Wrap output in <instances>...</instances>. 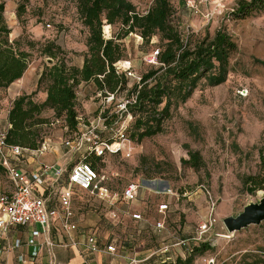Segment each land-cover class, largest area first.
I'll use <instances>...</instances> for the list:
<instances>
[{
	"label": "rangeland",
	"instance_id": "374dc122",
	"mask_svg": "<svg viewBox=\"0 0 264 264\" xmlns=\"http://www.w3.org/2000/svg\"><path fill=\"white\" fill-rule=\"evenodd\" d=\"M75 1L0 0L3 20L10 30L9 40L19 38L24 50L27 49L25 42L35 44L27 67V70L32 69L33 76L42 63H47L36 51L46 42L52 41L60 47L67 64L80 62L86 30L76 18ZM128 1L140 13L151 3V0ZM238 1L242 0H169L172 20L183 37H212L223 30L236 48L228 57V72L223 83L213 87L200 83L185 102L171 106L159 134L136 142L125 132L129 157L123 153L105 156L99 175L104 176L111 191L119 195L130 183L138 186L136 202L128 206L129 212L134 210L140 215L139 222H129L126 210H122L124 213L118 223L109 221L113 207L76 193L75 208L78 213L88 214L90 226L97 230L104 228L118 239L131 236L132 244L124 246L123 251L130 252L133 248L138 259L145 257L141 262L150 256H167L174 260L180 253L184 254L185 247L197 244L191 238L206 217L208 202L212 200L216 223L202 236L211 249L195 256L191 264H252L253 260L264 264V220L234 233H227L222 225L223 218L236 216L244 206L257 203L264 195L263 191L248 194L242 186L244 176L257 173L258 152L264 151V68L257 63L264 61V10L234 19L229 13ZM115 31V26L109 27L107 32L103 31L104 36ZM120 43L123 46L121 61L129 63L134 76L129 78V87L154 66L147 59L151 52L158 50L157 36L130 34ZM2 96L0 91V124L5 109ZM40 98L37 93L35 99L40 101ZM76 98L78 130H82L87 121L93 122L111 102L98 99L92 89L84 94L77 88ZM123 100L124 93H121L111 104L114 106L110 112L116 114L112 131L123 123L118 111ZM86 108L87 112L82 114ZM46 116L50 117L48 113ZM128 124L129 121L125 122V128ZM45 133V138L54 140L62 148L64 140L71 137L60 123L46 128ZM101 136L107 137V131H102ZM63 152L73 162L78 161L77 153ZM189 153L199 158L196 168L183 162ZM0 176L4 175L0 173ZM163 190L171 193L169 199L164 198L169 202L170 211L161 218L162 227L155 229L154 206L163 197L162 193L155 192ZM114 219L116 217L111 220Z\"/></svg>",
	"mask_w": 264,
	"mask_h": 264
},
{
	"label": "trees",
	"instance_id": "16d2710c",
	"mask_svg": "<svg viewBox=\"0 0 264 264\" xmlns=\"http://www.w3.org/2000/svg\"><path fill=\"white\" fill-rule=\"evenodd\" d=\"M263 10L264 0H242L229 15L239 19ZM2 12L3 4L0 2V91L3 92L27 69L35 44L25 42L27 49L24 50L19 38L9 40L10 30ZM75 12L86 30L81 64H67L60 47L52 41L39 45L36 49L38 55L49 59L50 63H42L34 90L14 97L7 110L4 142L21 148V153L38 149L45 140L46 128L58 123L71 134L67 139L77 135L76 90L80 84H90L93 95L98 99L112 97L109 107L99 114L104 126L116 120V114L110 109L118 95L124 93V100L131 98L132 101L125 105L130 116L125 132L139 142L159 134L169 108L185 102L200 83L213 87L225 81L228 57L235 51V43L223 30H218L212 37H183L172 20L173 9L169 0H151L141 13L128 0H76ZM113 26L116 31L104 36V32ZM130 34L157 36L158 50L156 65L127 87L129 78L115 71L114 64L123 60L120 40ZM257 63L264 68V61ZM37 93L44 95L43 100L35 99ZM48 112L50 117L46 116ZM97 138L99 141H111L109 134L103 137L98 133ZM116 154L118 152L108 155ZM77 155L78 161L89 165L99 175L105 156L96 157L83 151ZM183 162L196 168L199 158L197 154L189 153ZM242 186L248 194L264 192V151L258 152L257 173L244 176ZM210 249L208 242H197L185 247L183 257L178 255L170 260L167 256H150L141 264H191L195 256ZM252 264L262 262L253 260Z\"/></svg>",
	"mask_w": 264,
	"mask_h": 264
},
{
	"label": "built area",
	"instance_id": "2783aa9c",
	"mask_svg": "<svg viewBox=\"0 0 264 264\" xmlns=\"http://www.w3.org/2000/svg\"><path fill=\"white\" fill-rule=\"evenodd\" d=\"M157 51L150 53L147 62L151 65L156 64ZM114 69L117 72H122L125 77L133 78L130 70V65L127 61H118L114 64ZM139 78H136L138 81ZM111 96L104 99L111 100ZM132 101V99L123 100L119 106V116L123 118V123L118 126L115 131H112V122L109 126L103 125V120L99 114L95 117L93 122L87 121V125L82 130H78L77 135L72 139L64 140L63 146L67 148L70 154H80L89 152L96 157L103 158L108 154L123 153L125 157H129L130 148L129 140L125 134V122L130 121V116L126 112L125 105ZM123 116V117H122ZM102 131H107L111 141L106 142L98 140L97 134ZM6 129L0 127V166L4 169L7 179L11 185V193L8 195H0V238L9 226L15 225H32L39 229H32L26 239L27 246H35V239L42 233H46L50 221L54 218L59 222V228L62 232L68 233L74 230L75 225L70 221V199L72 189L75 187L80 191L87 192L99 199L105 200L109 205H113L117 201L115 194H110V191L102 185L104 181L103 175H98L87 164L69 160L67 163L68 170L66 172L65 185L56 188L55 183L58 178L65 171L64 169H55L51 166L41 165L40 171L26 175L18 169L10 166L7 154L17 157L22 152V149L17 146H8L5 144ZM45 150L44 142L33 153L40 155ZM51 173V178L48 174ZM44 190L47 193L44 195ZM138 186L130 183L121 191L120 198L125 202H130L136 198ZM157 195H169V190L162 192H155ZM56 198L57 208H48V198ZM209 208L206 217L197 226L195 236L191 238L194 242H203L202 236L207 233L212 226L215 225L216 219L214 217L215 204L212 200L208 202ZM167 210L166 203H160L156 207L159 214H164ZM115 213L111 214V218H115ZM131 219L137 220V214H131ZM162 227L161 222L154 224L155 229ZM44 245L52 247L49 240L44 241ZM84 250L89 252L97 251L95 238L93 235L85 238L82 243ZM105 251L113 253V247L108 245ZM35 251L32 255H35ZM141 262L135 259H129L127 264H140Z\"/></svg>",
	"mask_w": 264,
	"mask_h": 264
},
{
	"label": "crops",
	"instance_id": "0c3cea01",
	"mask_svg": "<svg viewBox=\"0 0 264 264\" xmlns=\"http://www.w3.org/2000/svg\"><path fill=\"white\" fill-rule=\"evenodd\" d=\"M133 5V4H132ZM134 6V5H133ZM80 51L84 50L83 46H81ZM81 60L78 64L80 65ZM40 71V70H39ZM38 71V73H39ZM38 73L33 76L32 69H26L22 76L11 83L2 94V103L4 104V112L2 122L0 124L1 128L7 127L6 122V113L9 108V105L14 97L17 95L24 93L29 94L34 90L35 82L38 76ZM81 89V93L88 94V91L91 89L90 84H80L78 86ZM40 94V101L43 100L44 95ZM84 100V99H83ZM87 112V108L82 112L85 114ZM48 115H51L48 112ZM45 150L42 154L37 155L32 151L23 152L19 156L14 157L11 154H7L8 162L10 166L18 169L19 171L29 175L31 173L39 172L40 166L47 165L51 166L55 169H64L65 171L62 175L58 178L57 182L55 183L56 188L65 185L66 181V172L68 170L67 163L71 158H67L64 154V150L67 148L57 145L56 142L49 138H45L44 140ZM0 173L4 176H0V195H8L11 193V185L7 179L6 173L4 169L0 166ZM51 178V173L48 174ZM102 185L106 187L110 194H115L117 196V201L113 205H109L105 200H101L95 196L88 194L87 192L80 191L77 188H73L71 192V199H70V221L75 225L74 230L64 233L59 228V222L56 219H52L48 225V230L44 234H40L35 239V246H27L25 244L27 237L32 229H39L37 226L32 225H15L9 226L6 231L4 232L3 236L0 238V264H127L129 259H135L138 261H142V259H138V255L134 252L133 248H131L130 252H124V246H130L131 236H124L123 239H118L112 236V234L104 229L101 228L99 230L94 229L90 226V220L87 213H78L75 208V199L76 193L82 194L83 196H87L89 198L97 199L100 202L107 203L109 207H113L111 213H115L116 219L111 220L113 218H107L109 221H116L118 223L119 218L124 213L122 210L128 211L127 219L129 222H139L140 215L136 213L134 210L129 212V204L136 202L138 197V191L136 198L130 202H125L120 198L119 195L110 190L107 186L106 182H102ZM47 193V190H44V195ZM162 200L155 204L154 212L157 216L156 222H162L161 218L164 217L165 213L170 211L169 209V202L165 200L166 197L169 199L168 195H161ZM85 203V202H84ZM160 203H166L167 210L162 215L157 213L156 207ZM115 205H119L116 207ZM126 205V206H125ZM48 208H57L56 198L52 197L48 198L47 202ZM131 214H137L139 219L134 220L131 219ZM108 217V216H107ZM153 224V227H154ZM93 235L95 238V243L97 246V251L89 252L84 250L82 247V243L84 242L85 238L88 236ZM49 240L50 243L53 245L52 247H48L44 245V241ZM125 240V242H122ZM111 245L113 247L114 252L108 253L105 251V247ZM35 251V255H32V252ZM181 254V253H180ZM179 256L183 257L181 254ZM148 257V256H146Z\"/></svg>",
	"mask_w": 264,
	"mask_h": 264
},
{
	"label": "water",
	"instance_id": "95a60500",
	"mask_svg": "<svg viewBox=\"0 0 264 264\" xmlns=\"http://www.w3.org/2000/svg\"><path fill=\"white\" fill-rule=\"evenodd\" d=\"M47 63L50 60L47 59ZM264 220V195L257 203L244 206L239 214L222 219V225L227 233H234L250 225H258Z\"/></svg>",
	"mask_w": 264,
	"mask_h": 264
}]
</instances>
